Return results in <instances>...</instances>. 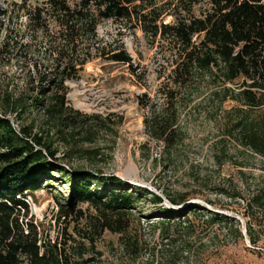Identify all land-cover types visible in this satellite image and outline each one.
I'll return each mask as SVG.
<instances>
[{"label":"trees","instance_id":"trees-1","mask_svg":"<svg viewBox=\"0 0 264 264\" xmlns=\"http://www.w3.org/2000/svg\"><path fill=\"white\" fill-rule=\"evenodd\" d=\"M157 4L158 0H42L31 5L22 0L0 6V35L6 34L0 43V67L16 65L22 75L21 88L17 85L0 95V264H100L94 256L102 254L95 246L106 231L119 236L121 248V257L111 264H196V246L202 241L198 232L212 231L217 238L225 231L231 243L248 240L253 247L264 240V0H178L165 8ZM199 5L203 9L198 15ZM164 13L172 22L164 21ZM109 21L125 30L137 26L175 58L159 99L138 97L140 107L148 111L146 132L161 144L163 153L171 154L183 143L182 111L202 95L204 101L196 106L209 102L221 109L230 100L238 104L229 118L228 136L243 149L237 151L242 160L251 156L259 161L258 169L233 163L245 183L237 188L239 193L220 189L219 194L238 201L245 228L232 215L190 202V193L158 195L133 189L116 176L101 179L99 189L91 172L66 171L60 164L78 155L100 156L98 149L84 145L106 130L99 116L69 106L67 82L77 80L96 58L134 66L122 40L109 46L100 39L98 27ZM20 22L23 29L17 27ZM26 32L29 42L24 41ZM43 35L44 48H35ZM22 114L29 122L18 131L8 115ZM56 143L66 151L61 159ZM222 153L219 165L234 157ZM55 172L64 174L61 180L69 187L67 198L55 195L62 199L61 217L74 215L81 204L95 211L87 229L78 232L79 240L68 234L65 241L46 238L33 219L28 197H34L44 180L54 182ZM166 201L176 210L164 207ZM144 202L155 206L149 217L141 207ZM148 218H158L151 226L159 233L153 244L139 230L142 219Z\"/></svg>","mask_w":264,"mask_h":264},{"label":"rangeland","instance_id":"rangeland-1","mask_svg":"<svg viewBox=\"0 0 264 264\" xmlns=\"http://www.w3.org/2000/svg\"><path fill=\"white\" fill-rule=\"evenodd\" d=\"M41 1L29 0V4L36 5ZM177 1L158 0L157 6L165 8L169 3ZM21 2L22 0H0V6L8 7ZM200 9H203V5L196 7V14L199 15ZM165 11L168 13V8ZM166 13L164 21L172 22L171 16ZM22 22L24 24V20ZM17 27L23 29L21 22ZM98 35L109 46L122 40L133 58L134 66L130 68L96 58L85 66L77 80L67 82L69 106L82 114L99 116L102 123L106 124V130H102L94 142L84 145V149H98L100 156L91 159L86 155H78L60 164L66 171L74 169L91 172L93 182L97 183L99 189L103 187L101 179L116 176L133 189H146L158 195L172 194V191L190 193V202L213 212L232 215L240 221L242 229L245 228L246 220L238 214V201L219 194L220 189L230 194L234 191L239 193L237 188H242V183H245L246 179L236 168L238 165L233 163H247L258 169L259 161L251 156L242 160V154L237 151L243 152V149L228 136L231 127L229 118L238 104L230 100L221 109L217 103L209 102L196 106L204 101L206 95H202L182 111L179 124L185 133L183 143L176 151L165 154L161 144L152 140L146 132L144 119L148 111L140 107L138 97L146 94L152 100L159 99V90L166 83L175 58L167 50L161 49L159 40L153 42L137 26L125 30L123 26L111 21L103 22L98 27ZM0 37L1 43L6 34L2 32ZM38 37L34 47L43 49L46 36ZM24 41H30V32L24 33ZM133 70L136 71L135 74L132 73ZM21 81L22 75L16 65L0 67V95L8 88L13 90L17 85L21 88ZM1 108L0 106V113ZM8 118L18 131L29 122L27 114L8 115ZM58 145L56 143L55 147L60 148L58 156L61 159L66 151ZM223 150L231 152L234 157L219 165L217 158L223 154ZM221 159L223 161L224 156ZM62 175L64 174L55 172L54 182L44 180L34 197H28L29 206L33 219L42 226L44 237L65 241L68 234L72 239L79 240L81 238L78 232L87 229L88 217L94 215L95 211L88 204H81L77 206L74 215L69 218L61 217L62 206L58 200L62 199L55 195H64L66 198L69 195L67 180H61ZM206 201H211L214 206H209ZM187 205L188 203L185 207ZM221 206L224 208L221 209ZM141 207L148 217V213L155 209L153 204L146 202ZM164 207L176 210L167 201ZM79 211L84 218H80ZM148 220L142 219L139 230L145 241L153 244L159 233L151 226L158 218ZM198 233L202 241L196 246V251L200 254V258H195L198 259L196 264H264V240L258 247H253L248 240L238 244L231 243V240L225 238V231L217 238H214L215 233L212 231L207 234ZM218 233L220 232L217 235ZM95 249L102 254L101 257L94 256L100 259V264L116 263V259L121 257L119 236L106 231L97 241Z\"/></svg>","mask_w":264,"mask_h":264},{"label":"water","instance_id":"water-1","mask_svg":"<svg viewBox=\"0 0 264 264\" xmlns=\"http://www.w3.org/2000/svg\"><path fill=\"white\" fill-rule=\"evenodd\" d=\"M246 233V231H244V234Z\"/></svg>","mask_w":264,"mask_h":264}]
</instances>
